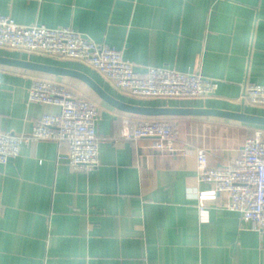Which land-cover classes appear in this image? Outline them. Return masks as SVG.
<instances>
[{
	"label": "crops",
	"instance_id": "crops-1",
	"mask_svg": "<svg viewBox=\"0 0 264 264\" xmlns=\"http://www.w3.org/2000/svg\"><path fill=\"white\" fill-rule=\"evenodd\" d=\"M0 15L16 23L71 27L113 47L144 73L149 66L218 81L203 98L137 99L125 95L90 65L0 47V56L79 70L114 98L138 106L220 109L264 116L243 101L246 86H264V0H0ZM36 78L61 82L93 102L98 164L73 171L67 146L41 140L22 144L0 163V264H264V232L225 208L227 195L207 201L200 222L196 149L213 167L236 158L244 140L264 126L215 116H157L178 125L175 154L150 140L121 137L137 114L101 99L73 77L0 64V128L29 134L55 105L28 101Z\"/></svg>",
	"mask_w": 264,
	"mask_h": 264
},
{
	"label": "built area",
	"instance_id": "built-area-1",
	"mask_svg": "<svg viewBox=\"0 0 264 264\" xmlns=\"http://www.w3.org/2000/svg\"><path fill=\"white\" fill-rule=\"evenodd\" d=\"M0 47L23 50L80 61L93 67L121 91L148 98H203L212 95L218 81L196 73L149 66L144 73L135 71L133 63L116 48L98 44L71 27L52 28L34 23L22 25L0 15ZM28 101L55 105L59 112L44 114L33 124L29 134L3 132L0 128V163L6 164L19 155L20 146L50 140L67 146L60 159L73 171L85 172L98 164L99 141L96 124L100 119L97 106L72 92L61 82L36 78L28 89ZM244 102L264 107V86L249 84ZM180 130L171 122L141 119L125 121L121 137L131 141L149 139V147L175 154ZM197 177L211 185L196 194L200 222L208 220L207 201L218 194L227 195L225 208L237 212L244 222L264 232V133L247 137L240 154L225 167L209 165L204 148L196 149Z\"/></svg>",
	"mask_w": 264,
	"mask_h": 264
},
{
	"label": "water",
	"instance_id": "water-1",
	"mask_svg": "<svg viewBox=\"0 0 264 264\" xmlns=\"http://www.w3.org/2000/svg\"><path fill=\"white\" fill-rule=\"evenodd\" d=\"M0 64L22 67L56 76L73 77L88 85L101 99L110 105L129 113L141 116H215L239 122L264 126V116L247 114L243 111L233 112L220 109L168 107V106H138L122 102L107 93L95 80L87 74L57 65L39 63L0 56Z\"/></svg>",
	"mask_w": 264,
	"mask_h": 264
},
{
	"label": "rangeland",
	"instance_id": "rangeland-1",
	"mask_svg": "<svg viewBox=\"0 0 264 264\" xmlns=\"http://www.w3.org/2000/svg\"><path fill=\"white\" fill-rule=\"evenodd\" d=\"M6 49H9V48H6ZM18 51H23V50H18ZM27 53V51H24ZM30 53V52H28ZM30 54H36V53H30ZM42 56H48V55H42ZM50 57V56H48ZM125 95L129 96V97H133V98H137V99H156V98H148V97H142V96H135V95H132L130 94L129 92L127 91H122ZM162 99H174V98H162ZM253 106H257V107H261V106H258V105H253Z\"/></svg>",
	"mask_w": 264,
	"mask_h": 264
},
{
	"label": "trees",
	"instance_id": "trees-1",
	"mask_svg": "<svg viewBox=\"0 0 264 264\" xmlns=\"http://www.w3.org/2000/svg\"><path fill=\"white\" fill-rule=\"evenodd\" d=\"M141 119H148V120H157V121L169 122V121H166V120H161V118L160 117H157V116H138L137 120H141ZM263 133H264V131H263ZM253 135H254V133H253Z\"/></svg>",
	"mask_w": 264,
	"mask_h": 264
}]
</instances>
